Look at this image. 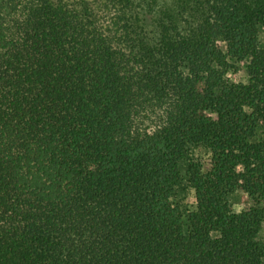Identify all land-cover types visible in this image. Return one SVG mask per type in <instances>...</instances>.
Returning <instances> with one entry per match:
<instances>
[{"label": "trees", "instance_id": "obj_1", "mask_svg": "<svg viewBox=\"0 0 264 264\" xmlns=\"http://www.w3.org/2000/svg\"><path fill=\"white\" fill-rule=\"evenodd\" d=\"M161 3L0 0V264H264V0Z\"/></svg>", "mask_w": 264, "mask_h": 264}, {"label": "rangeland", "instance_id": "obj_2", "mask_svg": "<svg viewBox=\"0 0 264 264\" xmlns=\"http://www.w3.org/2000/svg\"><path fill=\"white\" fill-rule=\"evenodd\" d=\"M160 1L162 3L165 1L172 2V0H160ZM260 40H261L262 44L264 45V28H262L261 33H260ZM236 76L242 77L245 79L246 73L244 70H242ZM190 153H191V160H193L194 162L201 163L205 167L208 166V164L210 162L211 152L209 150H207L205 147H203V146H192ZM186 168H187V165H186V167H184V171H183L184 172V178H183V181L179 187L178 198H179V201H181V203L187 209H189V211H191L195 208V202L196 201H195V197H194L193 188L190 186L189 177L186 173V171H187ZM250 206H251V203H249L248 196L242 192L240 194H238L237 196H235L234 199L232 200V207H233V210L236 212H239L242 209L248 208ZM259 238L264 245V223L262 225V230L259 233Z\"/></svg>", "mask_w": 264, "mask_h": 264}]
</instances>
